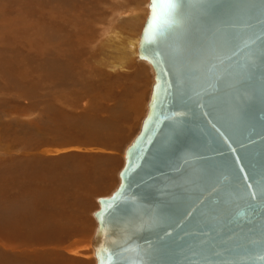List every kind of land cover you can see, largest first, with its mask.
<instances>
[{
    "label": "water",
    "instance_id": "obj_1",
    "mask_svg": "<svg viewBox=\"0 0 264 264\" xmlns=\"http://www.w3.org/2000/svg\"><path fill=\"white\" fill-rule=\"evenodd\" d=\"M155 84L97 264H264V0H150Z\"/></svg>",
    "mask_w": 264,
    "mask_h": 264
},
{
    "label": "rangeland",
    "instance_id": "obj_2",
    "mask_svg": "<svg viewBox=\"0 0 264 264\" xmlns=\"http://www.w3.org/2000/svg\"><path fill=\"white\" fill-rule=\"evenodd\" d=\"M47 1L49 4L47 3L44 5V9H42L44 11L45 8L47 10V8L52 6L49 8L50 10L52 9L51 12H49L50 10L48 9V12L45 10L42 14H34L26 12L24 8L25 6L23 5H18V7L16 6L17 4H9L8 0H0V60H2L0 63L3 62L1 53L7 49V57L4 58L5 62L3 63H5V65L11 64L5 66L4 68L2 63L3 69H5V75L0 74V78L2 80H0V85L1 83L8 84L11 82V84L1 85L0 87V163L3 160L9 159H15V161L19 160L23 167V173H25L23 176V189H30V191H32V188L34 187H39L41 181L46 183H54L55 185L61 184L62 181L64 182L63 179L67 175L73 176L74 174V181H76L77 173H79L81 169H87V171L92 170L94 167L99 166V163H104V160L110 161L113 158H117L115 166L116 171H113L114 173L112 175V183L110 182L104 191H101L100 193L91 197L88 205H86V208L83 210V213L80 214L77 211H73L72 214L74 216H78L80 214L79 218H81V221L78 220L79 222L76 223L74 221L72 223V227L75 224L74 226L82 229L85 222L86 224L91 223V231L82 235L83 238L81 239V242L78 243L77 247L70 249L64 248V250L57 248V253L59 254L51 253L53 251L51 248L27 250L29 254L22 253L24 251H21V254H14L11 252L9 253L7 250L5 252V250L2 251L0 249V264H50V260L54 262L57 260V264H64V253L72 255L74 257L73 259L86 260L88 262L86 264H97L95 249L93 247V239L97 229V222L94 218V213L99 210L100 205L96 198L98 196L109 195L115 189L116 185L117 188L119 187L120 172L122 171L126 161V150L136 138V136L140 133L142 124L148 114V105L151 99L153 86L155 84V73L152 65L146 60H142L139 56L140 38L150 13V0H88V2L78 0L80 5L85 4L86 7V3H88L89 16H86V14H84L85 12L79 9V6L74 9L76 10V13L82 12L84 14V16H81V18L74 17V15H77L74 10H68L67 12L64 9L62 13L57 15L55 14L56 12L54 9L55 4H53L51 0ZM104 1L107 4L105 3L103 8L98 6L99 3ZM97 3L98 9L95 7ZM101 4L103 5V3ZM75 5H77V2H75ZM15 6L17 9H15ZM22 6L23 8H21ZM44 15H48L49 17ZM52 15H55L56 18ZM15 16L16 19H14ZM36 16L39 18L36 19ZM4 18L8 24L4 21ZM17 18H19V20ZM40 18L41 20L39 21ZM45 18H50L49 20L51 23L55 19L57 21L56 23L54 21V24H50L49 20L47 21ZM25 19L27 21H25ZM42 19L47 21L46 24ZM51 19H53V21ZM61 19H64V21ZM86 20L88 23L85 22ZM28 21L30 22V25L33 23V21H36L31 26L28 24V26L32 29L27 26ZM73 22L75 23L73 24ZM3 23H5V25ZM56 24H58L59 28ZM34 25H36L35 28ZM73 25H75L76 28ZM82 25H85L84 29H81L83 28ZM8 26H12L14 29L10 27V30ZM15 26L17 28H15ZM53 27H56L57 30L52 29ZM7 28L9 29V32H11L10 34L7 32ZM78 28L79 30L77 32ZM22 29L23 31H21ZM85 29L88 30L85 32L83 31ZM51 31L53 32L50 33ZM83 32L88 33V38L91 36V38L94 39V41L92 40L93 45L92 42L91 44L87 45V43H89V39L85 38ZM13 34L17 36L15 37ZM52 34H54L53 37L51 36ZM59 34H62V37ZM39 37H41V39ZM54 37H57L58 39H53ZM68 37H70V40ZM4 38L10 41V45L6 46L4 44ZM48 38L53 39V41L51 39L49 40ZM81 38L86 39H84L86 43L85 47L87 46L86 48H88L90 54H87L80 59V62H82L83 65L78 64L80 62H77V65L75 64L77 69L75 68V65L72 66L74 69L71 68V71L75 76L76 74L82 75H77L78 77H76L77 79L80 77V81L68 87L55 82L56 85L61 86L56 87L54 84L55 87H53V82L47 80L50 78L49 72L47 70L50 71L52 66L55 67L57 64L60 65L61 63H64L63 59L65 58L63 56L67 51V46L65 43L70 44L71 48L72 43ZM47 39L50 42H48ZM26 41L30 42L28 43ZM55 42H57L59 45ZM52 43L54 45H52ZM95 43L97 44L95 45ZM51 51L53 53H56L57 51V54H54L56 56H54ZM30 54L32 56H30ZM45 54H48V57ZM23 56L25 58H23ZM21 57L24 60L26 58L27 59L24 61L21 59ZM11 58H14L13 61ZM37 58L39 60H37ZM49 58L51 62L56 61L53 63L55 65L50 63ZM46 60L49 61V63ZM26 62H28V65ZM38 62L40 64H38ZM81 65L83 66L82 68H80ZM119 65L120 67L118 68L117 66ZM34 66L36 67L34 68ZM138 67L142 68V72L141 74L140 72L138 74L136 73L135 75L137 78H134L131 74H133V72H135L136 68ZM46 68L49 69L46 70ZM79 69L81 70L79 71ZM31 70L33 73H35V75L31 74L34 77L29 73ZM37 70L40 73H38ZM7 72L10 73L8 74L10 77H8V75L6 76ZM45 72L48 73L45 74ZM58 72L65 73L63 70H59ZM25 73L27 78H24L26 76ZM7 78L10 79L7 81ZM37 78H39V80H37ZM19 79H22L23 81H20ZM41 80L46 81H44V83ZM28 81H30L32 87ZM34 82H36V84ZM22 84H25V88H29L30 91L22 89ZM41 84L43 87L40 86ZM9 86L11 87L8 88ZM18 87H20L22 90ZM22 91L26 93L24 94ZM27 93H29V95H27ZM126 95H128V97H126ZM140 102L144 111L141 116H138V104ZM79 142H82V144ZM115 147H117V149ZM35 157H38V159H42L44 161L48 160V162H42L43 167L47 165H49L50 168L52 167L51 170L48 171V180L41 178L47 177L45 170L42 172L38 170L40 169L38 168L36 169V172L38 173H36L30 169V166H26L27 164L33 163V161L35 163ZM29 169L30 173H28ZM57 172L60 173V176L62 174L63 178L57 177ZM34 173L36 176L39 174L40 179L37 180L34 176L31 178L28 176L29 174L32 175ZM18 175L19 174H16L11 177ZM11 177L7 182L0 181V186L3 189H9V193L7 192V195L19 196L22 193V187H20L17 180H12ZM61 179L62 181H60ZM102 182L103 181H100L98 178H93L92 181H90V184L98 183L100 185L102 184V186L107 185L106 182ZM4 184H6L7 187H4ZM83 194L85 195V193ZM20 197L22 198V195ZM25 197L27 196L25 195ZM59 201L61 200L56 198V202L53 203L54 208L60 206ZM22 202H25V200H22ZM22 202L18 204L19 206L17 204L11 205V211H9V214L0 216V218L4 217L5 223L7 224L8 222L16 224L14 221H18V225L16 227L21 229L20 232H18L20 234L17 235L16 231L18 229L16 228L15 230L13 229L14 227H12L13 231L11 230V227H9L6 231H4V234L7 232V235H11V239L15 241L17 240V242H30L31 239V241H33L35 240V237L41 236L40 233H49L50 231L48 230H52L51 212L54 209L51 208L49 211L46 209L44 210L46 214H40L34 205ZM61 202L63 203V201ZM25 205L26 208L30 209L24 214ZM52 214H54V212H52ZM21 233H23L22 240ZM77 235L80 236V233ZM76 239L78 238H75L74 241ZM22 248L23 245L20 244L19 249ZM59 250L61 252H58ZM64 257L66 258L65 255ZM8 260H16V262H4Z\"/></svg>",
    "mask_w": 264,
    "mask_h": 264
},
{
    "label": "bare ground",
    "instance_id": "obj_3",
    "mask_svg": "<svg viewBox=\"0 0 264 264\" xmlns=\"http://www.w3.org/2000/svg\"><path fill=\"white\" fill-rule=\"evenodd\" d=\"M52 2H53V4H55L54 5V9H55V14H57V15H59L60 13H62L63 12V10L65 9V11H67L68 12V10H74L77 6H79V9H81L83 12H85L84 14H86V16H89V9H88V3H86L87 4V7H86V5L85 4H82V5H80L79 3H78V0H51ZM83 1H86V2H88V0H83ZM91 1V0H90ZM75 2H77V5H75ZM81 2V1H80ZM97 2V1H96ZM99 2V1H98ZM8 3L9 4H12V5H14V4H17L16 6H20V5H23V6H25L24 8H25V11L26 12H29V13H34V14H42L45 10H46V8H45V10L43 11V6L44 5H46L47 3H48V1L47 0H8ZM35 3H37V4H35ZM101 3H103V5L101 4ZM101 3H99V5H98V3L95 5V7L98 9V7H97V5L98 6H101L102 8H103V6L105 5V1L104 2H101ZM8 4V5H9ZM49 4V3H48ZM95 4V3H94ZM107 4V3H106ZM7 6V5H6ZM15 6V7H16ZM18 6V7H19ZM23 6L21 7V8H23ZM91 6V5H90ZM12 7V6H11ZM45 7V6H44ZM52 7V6H51ZM51 7H49V8H51ZM20 8V9H21ZM43 8V9H42ZM49 8H47V10L49 9ZM90 8V7H89ZM91 8H92V6H91ZM9 9V8H8ZM10 9H13V8H10ZM15 9H17V7L15 8ZM14 9V10H15ZM7 10V9H6ZM14 10H13V12H14ZM19 10V9H18ZM17 10V11H18ZM23 10V9H22ZM46 10V11H47ZM50 10V9H49ZM52 10V9H51ZM51 10L49 11V12H51ZM150 10V9H149ZM16 11V12H17ZM64 11V12H65ZM75 11V13H76V10H74ZM98 11V10H97ZM19 12H20V10H19ZM18 12V13H19ZM48 12V11H47ZM46 13V12H45ZM75 13H73V14H75ZM92 13V12H91ZM94 13H95V11H94ZM98 13V12H97ZM20 14V13H19ZM72 14V15H73ZM77 15H74V17H76V18H81V16H84V14L82 13V12H80V13H76ZM21 15V14H20ZM27 15V14H26ZM56 15V16H57ZM44 16H48V15H44ZM53 16V15H52ZM61 16V15H60ZM125 16V15H124ZM23 17H25V16H23ZM43 17V16H42ZM41 17V18H42ZM49 17V16H48ZM53 17H55V15L53 16ZM129 17V16H128ZM11 18H12V16H11ZM37 18H39V17H37L36 16V19ZM41 18L39 19V21L41 20ZM47 18V17H46ZM45 18V20H49V19H46ZM56 18V17H55ZM62 18H64V17H62ZM70 18V17H69ZM14 19H16V16H15V18ZM18 20H19V18H17ZM24 19V18H23ZM30 19V18H29ZM44 19V18H43ZM42 19V20H43ZM65 19V18H64ZM64 19H61L62 21H64ZM83 19H85V18H83ZM91 19V18H90ZM35 20V19H34ZM52 21H53V19H51ZM72 20V19H71ZM70 20V21H71ZM88 20H89V18H88ZM93 20V19H92ZM4 21L6 22V19L4 18ZM8 21H9V19H8ZM12 21H13V19H12ZM23 21V20H22ZM25 21H27L26 19H25ZM47 21H44L43 20V22H45V24H46V22ZM55 21V23H56V19L54 20ZM54 21L52 22L53 24H54ZM60 21V20H59ZM14 22V21H13ZM34 22H36V21H33V23ZM42 22V23H43ZM78 22H79V20H78ZM80 22H81V19H80ZM79 22V23H80ZM84 22V21H83ZM85 22H87V20L85 21ZM90 22H91V20H90ZM7 24H8V22H6ZM12 23V22H11ZM10 23V24H11ZM19 23V22H18ZM30 22L28 21V23H27V26H28V24H29ZM32 23V22H31ZM32 23V24H33ZM49 23L50 24H52L51 22H50V20H49ZM48 23V24H49ZM75 22H73V24H74ZM88 23V22H87ZM4 25H5V23H3ZM2 24V25H3ZM13 24V23H12ZM16 24V23H15ZM19 24H21V23H19ZM19 24H18V26H19ZM31 24V25H32ZM38 24V23H37ZM44 24V23H43ZM61 24V23H60ZM67 24V23H66ZM65 24V25H66ZM70 24V23H69ZM83 24V23H82ZM3 25V26H4ZM25 25V24H24ZM30 24H29V26H31ZM57 25V27L59 28V26H58V24H56ZM55 25V26H56ZM77 25V24H76ZM87 25V24H86ZM90 25V24H89ZM21 26V25H20ZM28 26V27H29ZM35 26L36 25H34V28H35ZM38 26V25H37ZM67 26V25H66ZM74 27H75V25H73ZM92 26V25H91ZM6 27V26H5ZM9 27V29L11 30V28L10 27H12V26H8ZM24 27H26V26H24ZM39 27V26H38ZM82 27L83 28H81V29H84V27H85V25L83 26L82 25ZM89 27V26H88ZM15 28H17L16 26H15ZM19 28V27H18ZM30 29H32L31 27H29ZM71 28V27H70ZM76 28V27H75ZM9 29L7 28V32H9ZM12 29H14L13 27H12ZM27 29V28H26ZM52 29H56L57 30V28L56 27H53ZM72 29V28H71ZM91 29V28H90ZM17 30V29H16ZM20 30V29H19ZM18 30V31H19ZM36 30V29H35ZM70 30V29H69ZM73 30V29H72ZM78 30H79V28L77 29V32H78ZM86 30H88V29H85V30H83V31H85L86 32ZM21 31H23V29L21 30ZM92 31V30H91ZM34 32V31H33ZM33 32H32V34H33ZM38 32V31H37ZM53 31H51L50 33H52ZM59 32H61V31H59ZM76 32V31H75ZM76 32V33H77ZM88 32V31H87ZM90 32V31H89ZM11 32H9V34H10ZM16 33V32H15ZM21 33V32H20ZM28 33V32H27ZM57 33H58V31H57ZM62 33H63V31H62ZM80 33V32H79ZM84 33V32H83ZM30 34V33H29ZM54 34H55V30H54ZM54 34H52L51 36L53 37L54 36ZM64 34V33H63ZM14 35V34H13ZM21 35V34H20ZM19 35V36H20ZM23 35V34H22ZM40 35H41V33H40ZM57 35V34H56ZM61 37H62V34H59ZM70 35V34H69ZM68 35V36H69ZM72 35V34H71ZM84 35H85V38H88L87 37V35H88V33H84ZM84 35H81V36H84ZM11 36H12V34H11ZM15 37L17 36V35H14ZM25 36V35H24ZM38 36V35H37ZM64 36V35H63ZM67 36V35H66ZM28 37V36H27ZM31 37V36H30ZM34 37V36H33ZM32 37V38H33ZM71 37V36H70ZM70 37H68V39L70 38ZM93 37V36H92ZM10 38V37H9ZM24 38V37H23ZM26 38V37H25ZM29 38V37H28ZM27 38V39H28ZM40 39H41V37H39ZM43 38V37H42ZM55 38H57V37H54L53 39H55ZM75 38H76V36H75ZM85 38H81V39H78L76 42H71L72 43V46H71V48H70V44H67V43H65L66 44V46H67V51H66V53L64 54V58L65 59H63L64 61V63H61L60 65L59 64H57V65H55V64H53V63H55L54 61L53 62H51L50 61V58H49V61H50V63H52L53 65H55V67H51L50 69V71L49 70H47V69H49V68H46V70L49 72V75H50V78H52V79H50V78H48L47 80H50V82H53V85L55 84V82H58V84H63L65 87H68V86H71V85H73V84H75V83H77L78 81H80V77H79V79H77L76 77H78L79 75H81V74H76V76L74 75V73L71 71L72 69H74V68H72V66H74L75 64L77 65V62H80V59L83 57V56H86L87 54H90V51L88 50V48H86L85 47ZM90 38H91V36H90ZM90 38H88L89 40H88V42L89 43H87V45H89V44H91V42H92V40L94 41V39H90ZM30 39V38H29ZM28 39V40H29ZM49 40L51 39V38H48ZM47 39V40H48ZM53 39H51L52 41H53ZM58 39V38H57ZM63 39H64V37H63ZM66 39V38H65ZM85 39V40H84ZM141 39V38H140ZM13 40V39H12ZM15 40V39H14ZM26 40V39H25ZM48 40V42H50ZM70 40V39H69ZM31 41H33V40H31ZM35 41V40H34ZM42 41V40H41ZM51 41V42H52ZM65 41V40H64ZM15 42V41H14ZM26 42H28V41H26ZM30 42V41H29ZM28 42V43H29ZM98 42V41H97ZM55 43H57V42H55ZM60 43H61V40H60ZM63 43V42H62ZM4 44L6 45V46H8V45H10V41H8L6 38H4ZM45 44H46V42H45ZM49 44V43H48ZM58 44V43H57ZM56 44V45H57ZM97 43H95V45H96ZM31 45H32V43H31ZM52 45H54L53 43H52ZM59 45V44H58ZM62 45H64V44H62ZM92 45H93V42H92ZM61 46V45H60ZM46 47V46H45ZM55 47V46H54ZM61 47H63V46H61ZM89 47V46H88ZM95 47V46H94ZM94 47H93V51H94ZM97 47H98V45H97ZM57 48V47H56ZM55 49V48H54ZM62 49V48H61ZM60 49V50H61ZM140 49V48H139ZM42 50V49H41ZM46 50V49H45ZM44 50V51H45ZM51 50V49H50ZM59 50V49H58ZM47 51V50H46ZM53 51V50H52ZM51 51V52H52ZM21 53V52H20ZM32 53V52H31ZM46 53V52H45ZM53 53V52H52ZM93 53V52H92ZM28 54H29V51H28ZM54 54H57V51H56V53H53V55ZM7 49L4 51V52H2L1 53V57H3V62H5V60H4V58H6L7 56ZM10 55V54H9ZM14 55V54H13ZM24 55V54H23ZM35 55V54H34ZM46 55V54H45ZM48 55V54H47ZM46 55V56H47ZM30 56H32L31 54H30ZM52 56V55H51ZM54 56H56V55H54ZM48 57V56H47ZM23 58H25L24 56H23ZM22 57H21V59H23ZM38 58H39V56H38ZM37 58V60H39ZM14 59V58H13ZM13 59L11 58V60L13 61ZM27 59V58H26ZM25 59V60H26ZM33 59V58H32ZM36 59V58H35ZM34 59V60H35ZM142 59V58H141ZM20 60V59H19ZM24 60V59H23ZM24 60V61H25ZM44 60H45V58H44ZM48 60V59H47ZM46 60V61H47ZM57 60V59H56ZM142 60H145V59H142ZM0 61H2V60H0ZM23 61V62H24ZM36 61V60H35ZM34 61V62H35ZM49 61H47L48 63H49ZM147 61V60H146ZM2 62V63H3ZM9 62V61H8ZM16 62V61H15ZM33 62V63H34ZM40 62H42V61H40ZM58 62V61H57ZM147 62H149V61H147ZM2 63H0L1 64V66H0V69H1V72H0V74H3V75H5L4 74V70L5 69H3V66H4V68H5V66H8V65H11V64H8V65H5V63H3V66H2ZM9 63H11V62H9ZM27 63V65H28V62H26ZM32 63V64H33ZM150 63V62H149ZM25 64V63H24ZM23 64V65H24ZM38 64H40L39 62H38ZM43 64H45V63H43ZM78 64H82V62H80V63H78ZM151 64V63H150ZM149 64V65H150ZM23 65H22V67H23ZM34 65V64H33ZM76 65H75V68H76ZM83 65V64H82ZM80 66V68H82L83 66ZM38 66V65H37ZM49 66H51V65H49ZM36 66H34V68H35ZM39 67V66H38ZM42 67V66H41ZM118 68L120 67V65L119 66H117ZM20 68V67H19ZM25 68H26V66H25ZM40 68V67H39ZM72 68V69H71ZM41 69V68H40ZM39 69V71L41 72V70ZM77 69V68H76ZM29 70V69H28ZM33 70V69H32ZM32 70H31V72H29L30 73V75L31 74H34L35 75V73H33L32 72ZM45 70V71H46ZM59 70H63V71H65V73H61V72H58ZM81 69H79V71H80ZM12 71V70H11ZM25 71V70H24ZM38 71V70H37ZM37 71H36V73H37ZM38 71V73H40ZM78 71V70H77ZM15 72V71H14ZM19 72H20V70H19ZM23 72V71H22ZM48 72H45V74L46 73H48ZM8 74H10L9 72H7V74H6V76L8 75ZM24 74V73H23ZM22 74V75H23ZM42 74V73H41ZM25 75H26V73H25ZM29 75V74H28ZM39 75V74H38ZM48 75V74H47ZM78 75V76H77ZM14 76H15V74H14ZM24 76V75H23ZM31 76H33V75H31ZM43 76V75H42ZM82 76V75H81ZM8 77H10V75H8ZM34 77V76H33ZM36 77H39V76H36ZM41 77V76H40ZM2 78H4V77H2ZM12 78V77H11ZM24 78H27V75L24 77ZM24 78H23V80H24ZM30 78V77H29ZM10 79V78H9ZM8 78H7V81L9 80ZM31 79H32V77H31ZM41 79V78H40ZM0 80H1V78H0ZM20 81L22 80V79H19ZM22 80V81H23ZM29 80V79H28ZM33 80V79H32ZM37 80H39V78H37ZM2 81V80H1ZM0 81V82H1ZM3 81H5V80H3ZM35 81V80H34ZM41 81H43V80H41ZM41 81H38V82H41ZM44 81H46V80H44ZM43 81V82H44ZM10 82V81H9ZM37 82V83H38ZM50 82H46V83H50ZM8 83V82H7ZM15 83V82H14ZM23 83V82H22ZM25 83H27V82H25ZM28 83L31 85V83H30V81H28ZM27 83V84H28ZM35 84H36V82H34ZM45 83V82H44ZM8 84H11V82L10 83H8ZM8 84H2L1 83V85H8ZM33 84V83H32ZM34 84V85H35ZM52 84V83H51ZM81 84V83H80ZM1 85H0V87H1ZM21 85V84H20ZM23 85V84H22ZM44 85V84H43ZM50 85V84H49ZM49 85H47V86H49ZM56 85V84H55ZM55 85L53 86V87H55ZM40 86H42V84L40 85ZM58 86H61V85H56V87H58ZM5 87V86H4ZM11 86H9L8 88H10ZM24 87V88H23ZM23 87H22V89H26L25 88V84L23 85ZM31 87H32V85H31ZM43 87V86H42ZM7 88V87H6ZM6 88H4V89H6ZM7 88V89H8ZM18 88H20V87H18ZM15 89H16V87H15ZM21 89V88H20ZM21 89V90H22ZM29 89V88H28ZM28 89H26L27 91H30V89L28 90ZM36 89V88H35ZM46 89V88H45ZM44 89V90H45ZM9 90V89H8ZM12 90H13V88H12ZM25 90V91H26ZM39 90V89H38ZM44 90H43V92H44ZM1 91V90H0ZM3 91V90H2ZM5 91V90H4ZM50 91H52V90H50ZM14 92H16V91H14ZM23 93H24V91H22ZM21 92V93H22ZM32 92H33V90H32ZM76 92V91H75ZM127 92H129V91H127ZM131 92V91H130ZM3 93V92H2ZM26 93V92H25ZM24 93V94H25ZM48 93V92H47ZM77 93V92H76ZM75 94V93H74ZM128 94H130V93H128ZM21 95V94H20ZM27 95H29V93H27ZM76 95V94H75ZM74 95V96H75ZM30 96H31V94H30ZM45 96H47V95H45ZM131 96V95H130ZM133 96V95H132ZM38 97V96H37ZM36 97V98H37ZM40 97V96H39ZM60 97H61V94H60ZM126 97H128V95H126ZM30 99V98H29ZM130 99V98H129ZM135 102V101H134ZM2 105V104H1ZM134 106V105H133ZM51 107V106H50ZM49 108V107H48ZM37 158V159H36ZM35 159V163H34V161H33V163H30V164H27L26 166H30V169H32L33 170V172H36V169H38V168H40V169H38V170H40V171H42L43 172V170H45L46 171V173H47V177L45 178V177H41V178H43V179H45V180H48V171L49 170H51L50 169V167L49 166H45V167H43L42 166V162H43V160L42 159H38V157H35L34 158ZM37 161V162H36ZM26 163V162H25ZM53 164H55V163H53ZM60 164V163H59ZM58 164V165H59ZM46 165V164H45ZM51 166H53V165H51ZM25 167V166H24ZM42 167V168H41ZM56 167V166H55ZM59 167V166H58ZM58 167H57V169H58ZM52 168V167H51ZM30 169H29V171H28V173H30ZM31 170V171H32ZM59 171V170H58ZM25 172H26V170H25ZM36 173H38V172H36ZM45 173V172H44ZM16 174H19L18 176H15V177H11V176H13V175H16ZM24 174L25 173H23V167H22V164H20V162H19V160H17V161H15V159L13 160V159H9V160H3L1 163H0V181H2V182H7L8 181V179L11 177V179L12 180H17L18 181V183H19V185H20V187H22V193H31V194H25L26 196H27V198L28 197H30V196H33V198H34V196L36 195L37 196V198H43V197H47V198H50V199H52L50 196V194H54V195H57V197L61 194V193H64L63 192V190H51V189H49L48 188V190H46V189H44V187H43V185H42V187L40 186V187H38V189H36V187H34V188H32V191H30V189H26V188H24L23 189V187H24V185H23V176H24ZM60 173L59 172H57L56 173V176L57 177H60V175H59ZM52 175V174H51ZM30 178L31 177H35L37 180L38 179H40L39 178V174H38V176H36V174L34 173V174H29L28 175ZM53 176V175H52ZM29 178V179H30ZM61 178V177H60ZM10 179V180H11ZM13 182V181H12ZM33 183V182H32ZM39 185H41V183L39 184ZM4 187H7L6 186V184H4ZM10 187V186H9ZM11 188V187H10ZM9 190V189H8ZM8 190L7 189H3L1 186H0V216L1 215H7V214H9V211H11V205H18V204H20L21 202H22V198L20 197L21 195H19V196H9V195H7V192H8ZM13 190H16V189H13ZM13 192V191H12ZM19 192V191H18ZM9 193V192H8ZM21 193V194H22ZM36 193V194H35ZM59 194V195H58ZM31 198V197H30ZM15 203V204H14ZM22 203H27V204H30L29 202H27V201H25V202H22ZM46 203V202H45ZM26 204V205H27ZM32 204V203H31ZM26 205H25V208H24V214L27 212V210H29L30 208H26ZM53 205V204H52ZM19 206V205H18ZM44 208V207H43ZM46 209L49 211L50 209H51V207L49 206H46ZM54 209V208H53ZM21 211V210H20ZM53 212H54V210H52ZM32 213V212H31ZM7 217V216H6ZM16 224H13V223H11V222H8V224L7 223H5V220H4V217H1L0 218V249L2 250V251H4L5 250V252H6V250L7 251H9V253L11 252V253H20L21 251H24V252H22V253H27V254H29V252L27 251V250H35V249H33V248H27V247H24V248H22V249H19V246H20V244H23V243H28V242H17V240L15 241V240H13V239H11V235H7V232H5V234H4V231H6L9 227H11V230H12V227H14L13 229H15L16 230V228L18 229L17 231H16V233H17V235L18 234H20V233H18V232H20V230L21 229H19V227H16L17 225H18V221H14ZM19 224H20V222H19ZM62 224V223H61ZM21 228H23L22 226H20ZM14 230V231H15ZM13 231V230H12ZM22 232H23V230H22ZM22 234V236H21V240L23 239L22 237H23V233H21ZM41 234V236H37V237H35L34 239L35 240H33V241H31L30 240V242H32V243H36V241H41L42 240V238H44V237H46L47 235H48V237L50 236L49 234H46V233H44V234H42V233H40ZM39 234V235H40ZM4 236H6V237H4ZM15 236V235H14ZM54 236V235H53ZM16 238V237H15ZM52 238V237H51ZM53 239V238H52ZM50 240V239H49ZM56 244V243H55ZM63 244V243H62ZM23 246H24V244H23ZM59 249V248H58ZM37 250V249H36ZM43 251H45V250H43ZM52 252H54V253H57V248H54L53 249V251ZM58 252H61L60 250L58 251ZM34 253V252H33ZM32 253V254H33ZM21 254V253H20ZM52 255V254H51ZM53 256V255H52ZM55 257V256H54ZM15 258V257H14ZM64 258V257H63ZM10 259V258H9ZM35 259V258H34ZM50 262V264H57V262L55 263L54 261H49ZM62 264V263H61ZM65 264V263H64Z\"/></svg>",
    "mask_w": 264,
    "mask_h": 264
},
{
    "label": "crops",
    "instance_id": "obj_4",
    "mask_svg": "<svg viewBox=\"0 0 264 264\" xmlns=\"http://www.w3.org/2000/svg\"><path fill=\"white\" fill-rule=\"evenodd\" d=\"M141 69L142 68H136L135 72H133V77H136V73L138 74L140 72L141 74ZM141 102L138 104V116H141L144 109L141 106ZM82 144V142H79ZM77 144V143H75ZM120 146V145H119ZM117 149V147H115ZM104 163H99V166L94 167L92 170L87 171L81 169L79 173H77V177H76V181L75 180V176L73 174V176L67 175L62 181V179L60 181H62L61 184H54V183H46L41 181V185H39V187L43 185L44 189L48 190H63L64 193H61L58 197L57 195L54 194H50L51 198H47V197H43V198H37V196L35 195L34 198L33 196L30 197H25V194H31V193H22L20 195H22V199L29 202L30 204L32 203V205H34V207H36L38 209V211L40 212V214H46V212L44 210H46V206H50L51 208H54V204L56 202V198H59V200L63 201V203L61 201H59L60 206L54 208V214H52V230H48L50 231L49 234L50 236L48 237V235L44 238H42V240L36 241V243H32V242H28V243H23L24 247L27 248H33V249H54V248H59L64 250V248L70 249V248H75L78 246V243L81 242V239L83 238L82 235L87 234L91 231V223L86 224V222L83 224L82 229L78 228L77 226L72 227V223L75 221L79 222L81 221L79 218V215L81 213H83V210L86 208V205H88L89 200L91 199L92 196H94L95 194L100 193L101 191H104L106 189V187L110 184V182L112 183L113 179H112V175L113 173L116 171L115 166H116V162H117V158H113L110 161L104 160ZM43 162H48V160H43ZM50 163L52 164V162L50 161ZM49 166V165H47ZM51 169V168H50ZM82 171V173H81ZM114 171V172H113ZM119 172V171H118ZM119 176V174H118ZM61 178H63L62 174L60 176ZM93 178H98L100 181H103L102 183H107L106 186H102V184H90V181H92ZM63 188V189H62ZM117 188V185L115 187V189ZM36 189H38V187H36ZM114 189V190H115ZM114 190L110 193L112 194L114 192ZM85 193V195L83 194ZM36 194V193H35ZM109 194V195H110ZM107 196H98L96 198L97 202L100 198H106ZM47 200V201H44ZM46 202V203H45ZM51 203V204H50ZM53 204V205H52ZM44 207V208H43ZM36 211V210H35ZM73 211H77L78 213H80L78 216H74L72 213ZM79 220V221H78ZM62 223V224H61ZM86 226V228H85ZM75 231V232H74ZM80 233V236L77 235ZM54 235V236H53ZM74 235V236H73ZM53 239H52V238ZM75 238H78L74 241ZM50 239V240H49ZM56 243V244H55ZM63 243V244H62ZM21 244V245H23ZM54 253V252H51ZM64 253V252H62ZM55 254H59V253H55ZM64 255L66 256V258L64 257ZM63 257L65 259V264H86L88 263L86 260H81V259H73L74 257L72 255H68L67 253L63 254ZM70 259V260H68ZM5 263H13L16 262V260H8V261H4ZM20 262V261H19ZM57 262V260L55 261V263Z\"/></svg>",
    "mask_w": 264,
    "mask_h": 264
},
{
    "label": "snow or ice",
    "instance_id": "obj_5",
    "mask_svg": "<svg viewBox=\"0 0 264 264\" xmlns=\"http://www.w3.org/2000/svg\"><path fill=\"white\" fill-rule=\"evenodd\" d=\"M153 3L155 4L156 3V0H153ZM262 258H264V257H262Z\"/></svg>",
    "mask_w": 264,
    "mask_h": 264
}]
</instances>
